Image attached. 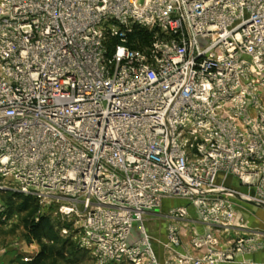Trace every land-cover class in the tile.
<instances>
[{
    "label": "built area",
    "instance_id": "1",
    "mask_svg": "<svg viewBox=\"0 0 264 264\" xmlns=\"http://www.w3.org/2000/svg\"><path fill=\"white\" fill-rule=\"evenodd\" d=\"M0 184L61 204L97 264H249L264 0H0Z\"/></svg>",
    "mask_w": 264,
    "mask_h": 264
},
{
    "label": "rangeland",
    "instance_id": "2",
    "mask_svg": "<svg viewBox=\"0 0 264 264\" xmlns=\"http://www.w3.org/2000/svg\"><path fill=\"white\" fill-rule=\"evenodd\" d=\"M25 200V196L16 191L0 189V221L7 224L0 226V240L8 244L21 242L23 251L27 247L37 252L35 259L31 262L25 259L23 263L97 264L91 253L81 247L75 223L60 213L61 204L32 200L23 207ZM246 217L251 227L264 232V209L253 207ZM148 227L150 230L152 226L148 224Z\"/></svg>",
    "mask_w": 264,
    "mask_h": 264
},
{
    "label": "crops",
    "instance_id": "3",
    "mask_svg": "<svg viewBox=\"0 0 264 264\" xmlns=\"http://www.w3.org/2000/svg\"><path fill=\"white\" fill-rule=\"evenodd\" d=\"M6 225L7 224H2L0 221L1 227H4ZM149 225L152 226L150 229L152 234L159 235V236L165 233V227L167 226L165 222H163V224H161L159 221H157L155 223H151ZM198 229L201 232H203V230H204L202 226H199ZM184 239H185L184 244L181 247H179V250L187 252V248H188L187 244L189 243V236H186V238H184ZM22 247H23V245H21V242L20 243H13L12 242L11 244H8V242L0 240V264H29V263H23L24 260L27 259L26 261L31 262L33 259L36 258L37 252H33L32 248L27 249V247H26V250L23 251ZM190 249H191L190 252H192L198 256H202V254L205 252L204 250L194 251L193 248H191V247H190ZM156 250H157L159 256L161 257V259L163 260L165 258V252H166L163 245H161V244L156 245ZM247 263H249V264H252V263L262 264V263H264V250H262L261 252L255 253L253 255H250L247 259Z\"/></svg>",
    "mask_w": 264,
    "mask_h": 264
},
{
    "label": "trees",
    "instance_id": "4",
    "mask_svg": "<svg viewBox=\"0 0 264 264\" xmlns=\"http://www.w3.org/2000/svg\"><path fill=\"white\" fill-rule=\"evenodd\" d=\"M152 39V34L149 32H146L145 30H136L132 34H130V41L134 48H143L146 44L150 43ZM25 203L23 207H27L32 200H34L31 197H26ZM36 201V200H35Z\"/></svg>",
    "mask_w": 264,
    "mask_h": 264
},
{
    "label": "water",
    "instance_id": "5",
    "mask_svg": "<svg viewBox=\"0 0 264 264\" xmlns=\"http://www.w3.org/2000/svg\"><path fill=\"white\" fill-rule=\"evenodd\" d=\"M0 189H2V188H0ZM2 190H4V189H2Z\"/></svg>",
    "mask_w": 264,
    "mask_h": 264
}]
</instances>
